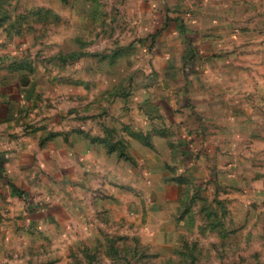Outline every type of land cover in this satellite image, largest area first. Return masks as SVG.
I'll list each match as a JSON object with an SVG mask.
<instances>
[{
	"label": "rangeland",
	"instance_id": "obj_1",
	"mask_svg": "<svg viewBox=\"0 0 264 264\" xmlns=\"http://www.w3.org/2000/svg\"><path fill=\"white\" fill-rule=\"evenodd\" d=\"M192 30L206 46L190 78L174 59ZM0 60L22 67L51 129H94L116 172L65 228L22 224L0 199V264H264V146L189 149L187 111L239 107L235 133L264 136V0H0Z\"/></svg>",
	"mask_w": 264,
	"mask_h": 264
},
{
	"label": "crops",
	"instance_id": "obj_2",
	"mask_svg": "<svg viewBox=\"0 0 264 264\" xmlns=\"http://www.w3.org/2000/svg\"><path fill=\"white\" fill-rule=\"evenodd\" d=\"M185 36L182 46L176 44L177 57L174 60L179 57L178 63H183L186 73L193 77V74L204 71L205 66L196 59L195 53L206 44L202 40L204 35L201 31L192 30L186 32ZM186 48L188 55L185 59ZM19 74L23 75L22 67L0 60V199L14 203L15 208L9 203L5 211L16 213V207H20L22 224L36 228L54 224L58 228H65L90 201L91 192L88 189L95 185L98 173L104 174L110 181L114 180L116 172L111 160L113 155L104 150L107 142L104 144L96 138L94 129L88 130L85 124L72 126L62 119L57 127L51 129L47 112L38 105L34 107L36 95L31 93L29 78L19 80ZM169 83L176 85V90L190 84H187V80L176 83L169 80ZM239 86L237 84L233 88L234 99L238 96L235 88ZM188 95L192 101L200 100L198 93L191 92ZM161 97L157 100L161 106H174L176 99L173 94ZM214 106V103L208 105L203 116L198 111L199 107L192 114L187 110L188 132L194 135L189 149L194 148L193 144L219 147V144H229L233 140L239 141L238 144H251L254 148L264 146V136L243 142V135L235 133L234 126L245 117L241 108L221 110L219 106L214 109ZM230 125L233 126V132L226 129L223 134L222 128ZM205 127L206 132L211 129L214 133L211 138L201 140L199 135ZM50 129L56 133L49 135ZM141 149L145 150V147L141 145ZM152 155L156 157V153ZM137 157L145 160L148 156L145 151L139 152ZM152 190L150 195L154 203H162L169 198L166 190H161L160 186ZM85 225L82 222V226Z\"/></svg>",
	"mask_w": 264,
	"mask_h": 264
}]
</instances>
